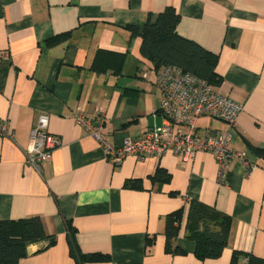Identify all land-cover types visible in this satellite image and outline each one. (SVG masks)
<instances>
[{
	"label": "crops",
	"instance_id": "0c3cea01",
	"mask_svg": "<svg viewBox=\"0 0 264 264\" xmlns=\"http://www.w3.org/2000/svg\"><path fill=\"white\" fill-rule=\"evenodd\" d=\"M166 7L179 14L180 35L216 55L221 83L213 89L242 104L230 148L255 166L247 174L232 161L226 186L217 182L210 152L196 151L187 161L171 153L127 155L113 164L73 118L99 122L112 145L162 123L157 73L129 27L154 21ZM40 114L60 144L37 171L24 149ZM0 119L8 122V133L0 134V220L39 216L55 236L42 251L36 252L43 243L29 245L19 264H73L66 222L80 252L109 254L111 264H230L234 253L238 264H246L245 255L264 261V155L249 148L264 151V0H0ZM224 128L205 115L196 120L199 136ZM158 167L168 181L152 179ZM131 179L138 186H125ZM192 201L231 218L216 258L198 259L186 236ZM172 213L178 250L167 252L164 228Z\"/></svg>",
	"mask_w": 264,
	"mask_h": 264
},
{
	"label": "built area",
	"instance_id": "2783aa9c",
	"mask_svg": "<svg viewBox=\"0 0 264 264\" xmlns=\"http://www.w3.org/2000/svg\"><path fill=\"white\" fill-rule=\"evenodd\" d=\"M160 98L158 112L162 123L153 125L137 138H126L120 145L108 143L101 133L99 122L75 113L73 118L103 146L107 159L118 164L127 155L142 159L146 155L162 156L171 153L182 161L190 159L196 151L210 152L217 162V182L229 184L232 161L241 163L248 174L255 166L248 161L243 151L230 148L232 131L236 127V116L242 104L232 97L216 92L200 77L175 66L162 67L155 81ZM208 116L221 121L226 128L213 134H196V120ZM47 114L38 115L29 131L24 149L25 160L37 171L42 163L51 159L59 146L57 137L47 132ZM8 122L0 119V134L8 133Z\"/></svg>",
	"mask_w": 264,
	"mask_h": 264
},
{
	"label": "trees",
	"instance_id": "16d2710c",
	"mask_svg": "<svg viewBox=\"0 0 264 264\" xmlns=\"http://www.w3.org/2000/svg\"><path fill=\"white\" fill-rule=\"evenodd\" d=\"M178 21L177 11L173 7H166L157 14L154 21L148 17L141 28L129 27L131 36L139 38L141 56L156 73L164 66H175L200 77L212 87L219 86L221 77L215 68L216 55L197 42L180 35L176 30ZM66 34L56 35L46 42L47 44L59 42L66 38ZM249 148L258 156L264 155V151L256 146L250 145ZM169 176L165 169L158 167L151 177L156 182H166ZM138 182L137 179L127 180L125 186L136 187ZM177 221V213L170 214L166 221L164 235L167 252L178 250L173 249L174 239L178 233L175 225ZM230 227L231 218L228 215L198 201L190 203L186 219V236L195 242L194 254L198 259L218 257L227 244ZM66 230L73 264H111L109 254L80 252L74 240L75 229L69 222H66ZM152 242V238H147L146 251L149 250ZM39 243L43 244L36 252L55 243V236L45 232L39 216L0 220V264H19V261L28 255L27 247ZM236 255L233 254L230 264H238ZM245 258L246 264L264 263L261 259L249 255H245Z\"/></svg>",
	"mask_w": 264,
	"mask_h": 264
}]
</instances>
